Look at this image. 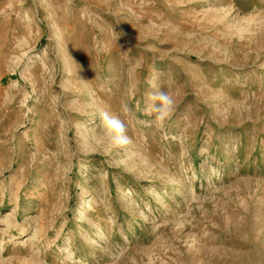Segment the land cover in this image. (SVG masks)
I'll list each match as a JSON object with an SVG mask.
<instances>
[{"label":"rangeland","instance_id":"374dc122","mask_svg":"<svg viewBox=\"0 0 264 264\" xmlns=\"http://www.w3.org/2000/svg\"><path fill=\"white\" fill-rule=\"evenodd\" d=\"M0 264H264V0H0Z\"/></svg>","mask_w":264,"mask_h":264},{"label":"clouds","instance_id":"9594fccd","mask_svg":"<svg viewBox=\"0 0 264 264\" xmlns=\"http://www.w3.org/2000/svg\"><path fill=\"white\" fill-rule=\"evenodd\" d=\"M151 51V49H146ZM146 114L153 117V123L157 127H162L165 121L169 120L175 110V100L168 91L156 89L145 93ZM101 124L104 135L114 149L123 148L131 143V138L127 134V127L119 117L111 115L105 111L101 114Z\"/></svg>","mask_w":264,"mask_h":264}]
</instances>
